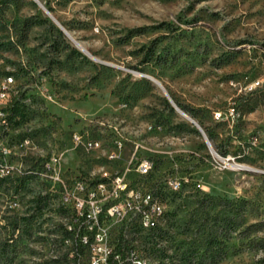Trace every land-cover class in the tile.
Wrapping results in <instances>:
<instances>
[{
  "label": "rangeland",
  "instance_id": "obj_1",
  "mask_svg": "<svg viewBox=\"0 0 264 264\" xmlns=\"http://www.w3.org/2000/svg\"><path fill=\"white\" fill-rule=\"evenodd\" d=\"M39 1L79 44L37 0H0V53L29 94L8 140L33 143L23 177L0 178V264H71L63 199L31 171L52 152L71 174L117 172L135 153L154 161L138 183L165 216L128 231L148 264H264V0ZM76 133L103 148L76 147ZM169 175L188 181L173 191Z\"/></svg>",
  "mask_w": 264,
  "mask_h": 264
},
{
  "label": "built area",
  "instance_id": "obj_2",
  "mask_svg": "<svg viewBox=\"0 0 264 264\" xmlns=\"http://www.w3.org/2000/svg\"><path fill=\"white\" fill-rule=\"evenodd\" d=\"M260 82L251 84L256 88ZM25 93L23 83L8 66L6 58L0 53V148L4 166L0 170L13 172L15 169L27 170L19 163V154H26L32 147L30 138L22 142L21 150H17L8 140V133L13 128V107L23 99ZM232 115L235 108L231 109ZM218 119L223 117L217 111ZM76 147H84L87 151L103 148L96 144V139H86L81 134H74ZM123 143L108 148L107 157L117 161L122 157ZM223 157V156H222ZM41 171L31 170L43 176L48 182L50 191L57 192L63 199L66 214L63 218L65 228L66 257H71V264H144L141 263V252L136 248L128 231L136 225L152 230L157 227L154 215L166 211L161 195L153 188L138 183V177L148 176L155 167L154 161L148 157L135 154L120 171L95 173V170L71 174L63 167L62 156L52 152L42 162ZM136 173L132 178L131 174ZM185 181L177 175H169L164 184L173 191H180ZM118 227L119 234L113 237L112 230Z\"/></svg>",
  "mask_w": 264,
  "mask_h": 264
},
{
  "label": "water",
  "instance_id": "obj_3",
  "mask_svg": "<svg viewBox=\"0 0 264 264\" xmlns=\"http://www.w3.org/2000/svg\"><path fill=\"white\" fill-rule=\"evenodd\" d=\"M40 4H41V6L49 13V15L69 34V36L72 38V39H74V41L77 43V44H79L78 43V41L77 40H75V38L67 31V29L63 26V24L46 8V6L43 4V3H41L39 0H37ZM85 50V49H84ZM87 51V50H86ZM88 52V51H87ZM89 53V52H88ZM92 57H94L91 53H89ZM95 58V57H94ZM138 74H143V75H146V76H148V77H150V78H153V79H155L157 82H158V84H159V86H161V88L163 89V91L165 92V94L167 95V97L169 98V100L172 102V104L179 110V111H181V112H183L190 120H191V122H193L198 128H199V130L201 131V133L203 134V136H204V139H205V141L207 142V144H208V146L210 147V149H211V151L213 152V153H215V154H217V155H219L218 153H217V151L215 150V148L213 147V145H212V142H211V140H210V138H209V136L207 135V133L205 132V130H204V128L199 124V122H197L193 117H191L189 114H187L185 111H183L178 105H177V103L175 102V100L173 99V97L171 96V94L168 92V90L166 89V87L163 85V83L162 82H160L158 79H156L155 77H153V76H151V75H148V74H144V73H140V72H137Z\"/></svg>",
  "mask_w": 264,
  "mask_h": 264
},
{
  "label": "bare ground",
  "instance_id": "obj_4",
  "mask_svg": "<svg viewBox=\"0 0 264 264\" xmlns=\"http://www.w3.org/2000/svg\"><path fill=\"white\" fill-rule=\"evenodd\" d=\"M183 113V112H182ZM187 117V116H186ZM188 118V117H187ZM189 119V118H188ZM8 133V137H9ZM20 155V154H19ZM21 161V160H20ZM0 166H4V159H2V154H1V148H0ZM19 172L21 173V169H15L13 172H8L7 170H0V178H7V177H14V175ZM4 180V179H3ZM166 211L164 212H158V214L154 215V222L155 224L165 216ZM141 263L148 264L147 260L144 258H141Z\"/></svg>",
  "mask_w": 264,
  "mask_h": 264
},
{
  "label": "trees",
  "instance_id": "obj_5",
  "mask_svg": "<svg viewBox=\"0 0 264 264\" xmlns=\"http://www.w3.org/2000/svg\"><path fill=\"white\" fill-rule=\"evenodd\" d=\"M177 103H178V102H177ZM178 104L181 106L180 103H178ZM183 109H184L186 112H188L190 115H192L193 117L196 116V115L192 114L187 108L183 107ZM207 135L209 136L210 140L212 141V140H213V136H212V134H210V133L207 131ZM215 147H217V146H215ZM217 151H218V153H219L221 156H223V157H226L227 154H228V152H227L226 150H220V149H217ZM249 228H251V226H250Z\"/></svg>",
  "mask_w": 264,
  "mask_h": 264
}]
</instances>
